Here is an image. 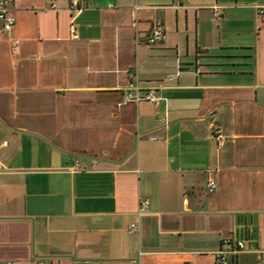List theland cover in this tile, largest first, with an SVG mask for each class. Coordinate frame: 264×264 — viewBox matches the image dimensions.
<instances>
[{"label": "crops", "instance_id": "crops-1", "mask_svg": "<svg viewBox=\"0 0 264 264\" xmlns=\"http://www.w3.org/2000/svg\"><path fill=\"white\" fill-rule=\"evenodd\" d=\"M8 1L0 264H263L264 0Z\"/></svg>", "mask_w": 264, "mask_h": 264}, {"label": "built area", "instance_id": "built-area-1", "mask_svg": "<svg viewBox=\"0 0 264 264\" xmlns=\"http://www.w3.org/2000/svg\"><path fill=\"white\" fill-rule=\"evenodd\" d=\"M84 0H73L72 1V11L76 13L81 10L82 2ZM259 12L264 14V7H259ZM0 22L3 24V27L10 31L15 23L16 18L12 13V6L8 0H0ZM73 36L77 37L78 33L76 30H73ZM166 39L165 31L157 27L155 28L152 33L148 37V43L150 45H158ZM134 75H131L133 77ZM143 101H150V102H158L159 96L153 90H143L140 85L137 83H131L130 86L127 87L124 93V104H140ZM215 137L218 139L220 144H224V134L220 129H216L214 132ZM217 187L216 181L214 179H210L208 183V190L209 192L213 193ZM149 205V201L142 202V209H145ZM137 229L135 224L130 226V232H134ZM225 245H229L231 247V252L234 254H238L247 250V242L243 239H232L227 238L224 240ZM261 256V263L264 264V252L260 253ZM217 261L219 264H229L230 260L228 259L225 252L221 251L217 256Z\"/></svg>", "mask_w": 264, "mask_h": 264}]
</instances>
